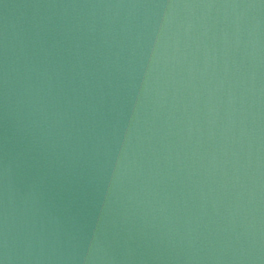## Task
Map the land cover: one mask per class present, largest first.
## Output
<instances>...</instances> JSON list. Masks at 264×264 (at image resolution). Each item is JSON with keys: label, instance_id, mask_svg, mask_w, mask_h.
I'll return each mask as SVG.
<instances>
[{"label": "water", "instance_id": "1", "mask_svg": "<svg viewBox=\"0 0 264 264\" xmlns=\"http://www.w3.org/2000/svg\"><path fill=\"white\" fill-rule=\"evenodd\" d=\"M123 2L0 0V239L7 205L18 256L25 216L67 217L73 179L54 137L44 134L43 69L55 81L63 61L67 85L75 37L83 50L89 26L122 16L126 8L107 5ZM208 2L149 0L135 10L140 26L109 99L108 124L87 145L91 162L81 159L76 169L75 255L86 259L68 264H105L97 241L121 264H264V8ZM56 40L62 47L46 56L42 43ZM81 172L92 178L83 190ZM65 227L72 231L67 219ZM128 247L132 261L121 259Z\"/></svg>", "mask_w": 264, "mask_h": 264}, {"label": "clouds", "instance_id": "2", "mask_svg": "<svg viewBox=\"0 0 264 264\" xmlns=\"http://www.w3.org/2000/svg\"><path fill=\"white\" fill-rule=\"evenodd\" d=\"M117 9L126 8L127 12L122 16L117 12L111 19L100 24H91L88 28L90 36L86 46L81 49V37L74 39V59L71 62V76L65 84L62 70L63 61L53 73L47 65L44 67L42 76L47 82V91L40 98V108L43 123L47 126L44 134L48 138L54 137V143L59 147L64 157L65 169H70L73 179L68 181L69 200L63 206V214L48 211L46 217L39 219L33 214L29 219L27 215L23 223V235L20 237L22 245L21 254L17 252V236L13 234L10 239V220L7 205L3 215V232L0 239V264H15L17 259H22L25 264H68L73 260L84 261L85 256H76L80 230L77 228L78 207L80 196H72V185L77 183L75 176L81 159L89 162L92 153L86 154L89 141L101 138L103 128L108 124L109 99L115 89L120 87V80L125 68V53L131 41L133 32L138 29L140 22L135 10L147 6H127L123 4L107 5ZM77 29L72 25L68 31ZM62 47V42L56 40L52 45L42 43V49L46 56L52 48ZM31 73L32 69H27ZM58 89L53 91V89ZM29 99H35L33 86L29 82L26 86ZM40 91H43L41 87ZM53 111L49 112V108ZM8 169H5L7 175ZM81 190L87 187L91 176L86 172L79 173ZM74 204L76 207H74ZM14 211V209H13ZM71 222L72 231L65 227V220ZM12 223H15L13 218ZM97 250L102 253L97 258L105 264H121L117 256L101 242L97 241ZM156 260H164L162 255L152 257ZM122 260L132 261L136 259L135 249L128 247ZM141 259H144L143 257Z\"/></svg>", "mask_w": 264, "mask_h": 264}, {"label": "snow or ice", "instance_id": "3", "mask_svg": "<svg viewBox=\"0 0 264 264\" xmlns=\"http://www.w3.org/2000/svg\"><path fill=\"white\" fill-rule=\"evenodd\" d=\"M156 6L166 7H179L191 6L192 0H151ZM203 2V0H201ZM215 0H209L207 6L211 7ZM149 0H124L123 5L127 6H148ZM246 6L248 7H261L264 8V0H247Z\"/></svg>", "mask_w": 264, "mask_h": 264}]
</instances>
